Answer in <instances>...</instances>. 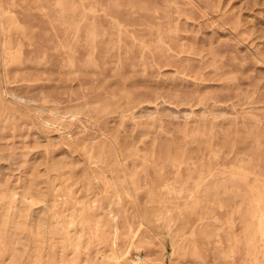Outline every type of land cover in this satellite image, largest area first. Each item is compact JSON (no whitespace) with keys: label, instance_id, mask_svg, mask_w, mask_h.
Masks as SVG:
<instances>
[{"label":"rangeland","instance_id":"rangeland-1","mask_svg":"<svg viewBox=\"0 0 264 264\" xmlns=\"http://www.w3.org/2000/svg\"><path fill=\"white\" fill-rule=\"evenodd\" d=\"M0 264H264V0H0Z\"/></svg>","mask_w":264,"mask_h":264}]
</instances>
